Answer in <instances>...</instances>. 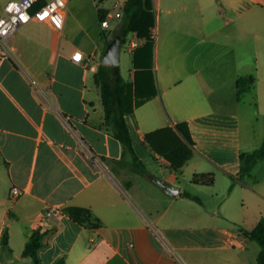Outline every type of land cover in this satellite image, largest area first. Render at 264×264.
<instances>
[{"label":"crops","instance_id":"crops-1","mask_svg":"<svg viewBox=\"0 0 264 264\" xmlns=\"http://www.w3.org/2000/svg\"><path fill=\"white\" fill-rule=\"evenodd\" d=\"M102 1L103 7L68 0L62 30L33 19L0 51V264H35L23 252L38 229L47 233L41 264H260L261 246L241 228L253 230L264 216V193L235 180L241 154L264 141V124L243 132L242 120L249 98L264 117V0H159L153 30L158 94L127 122L137 154L168 183V192L125 166L124 147L105 125L95 74L108 46L101 33L111 39L112 32L100 26L99 9L108 12L111 28L119 16L111 5L123 15L127 0ZM144 43L131 34L125 46L134 58ZM122 75L132 82L135 68ZM182 122L195 152L177 172L152 151L146 135ZM202 173L232 180L237 195L218 204L217 191V202H206L211 186L193 182ZM14 187L23 191L18 198ZM239 194L242 208L254 205L251 212L231 209ZM50 207L62 214L46 218L42 229ZM69 208L90 210L100 225L75 221Z\"/></svg>","mask_w":264,"mask_h":264},{"label":"trees","instance_id":"trees-1","mask_svg":"<svg viewBox=\"0 0 264 264\" xmlns=\"http://www.w3.org/2000/svg\"><path fill=\"white\" fill-rule=\"evenodd\" d=\"M40 3L43 4L44 1L42 0ZM158 5L159 0H127L123 6L122 21L114 31V37L120 35L122 38L121 48L129 42L131 34H136L139 39L145 40L144 45L137 47L134 51V80L128 82L123 77L120 65L113 66L102 63L95 74V81L100 88L104 105L105 125L124 147L123 163L133 173L150 179L168 192L170 188L168 183L155 177L137 154L127 122L129 114L158 94L154 72L155 38L153 36V30L157 23ZM99 14L100 21L108 17V12L102 8L99 9ZM111 41L106 37L107 45ZM242 82L243 80H240L239 85ZM146 140L152 151L164 157L169 162L171 169L177 172L183 169L195 152V142L186 122L179 123L175 127H165L148 133ZM128 156L130 160L126 159ZM262 159H264V141L253 152L241 154V173L235 183L250 175L255 164ZM193 182L204 186H213L216 182V175L214 173L195 174ZM183 195L198 203H203L200 197L189 192H184ZM66 213L81 224L95 227L100 225L99 222H94L92 213L88 209L69 208ZM241 234L260 244L262 251L258 261L260 264H264V216L253 230L241 228ZM46 236L47 233L41 229L34 231L26 244L23 257H31L35 264H41L38 253L46 244ZM2 241L8 245L7 232ZM56 264L66 263L61 259Z\"/></svg>","mask_w":264,"mask_h":264},{"label":"built area","instance_id":"built-area-1","mask_svg":"<svg viewBox=\"0 0 264 264\" xmlns=\"http://www.w3.org/2000/svg\"><path fill=\"white\" fill-rule=\"evenodd\" d=\"M41 0H11L0 13V51L7 52V45L10 39L19 31L20 28L30 23L33 19L46 23L55 30H62L65 26L68 0H46L43 4ZM47 13V15H45ZM108 17L101 21V27H110ZM23 191L14 187L12 195L18 198ZM62 212L56 207H50L41 221V228L45 229L46 218L53 215H61ZM231 246L235 241L231 240Z\"/></svg>","mask_w":264,"mask_h":264},{"label":"rangeland","instance_id":"rangeland-1","mask_svg":"<svg viewBox=\"0 0 264 264\" xmlns=\"http://www.w3.org/2000/svg\"><path fill=\"white\" fill-rule=\"evenodd\" d=\"M11 1V0H0V13L2 12V10L4 9V7L6 6V4ZM75 1V0H73ZM97 4H99V6H104V1L102 0H95ZM110 3V0L109 2ZM101 7V8H102ZM111 8L114 10V13L117 14L118 13V17L115 16V18H113L111 20V28L107 29V33H111L112 34H109V36H111V40H113L115 37H114V31L115 29L118 27V25L120 24V22L122 21V18H123V15L121 14V8L120 7H116L115 6H112L111 5ZM99 24L101 26V22L99 21ZM103 32L101 33V36L103 38H105L106 40V37L102 35ZM108 35V34H107ZM120 67L122 69V72L124 74L125 77H129L131 72L133 71L134 69V65H133V53L129 50V47L127 46H123L121 48V52H120ZM252 98H249V101L247 102V109L245 111V114H243V132L249 130V129H253L255 131H258L261 126L264 124V117L259 114V113H256L255 112V107L254 105L250 108L251 104H252ZM248 105H249V108H248ZM248 135H250V133H248ZM261 146L260 145H256L254 148H253V145L250 147V148H253V149H250L251 151H254L255 149L259 148ZM157 165V164H156ZM156 171L158 172V169H156ZM155 171V172H156ZM220 175H222L220 173ZM217 177V176H216ZM179 178H180V181L182 183H186L184 180V176L183 175H179ZM225 179V178H224ZM243 180L250 184L251 186H253L255 189L259 190L260 192L264 193V159L260 160L259 162H257L255 164V166L253 167L252 171H251V174L250 175H247L243 178ZM231 182V183H230ZM230 182H226L223 180V178L221 179V176H219L217 178V181H216V184H214L213 186H211V188H208V189H211V190H208L207 194L205 197H203L202 195V198L210 203L212 202V204L216 203L217 201L216 200H213V194L214 193H217V191L219 193H221L220 196H222L218 202V204L222 203L225 201L226 197H235L234 195H237V192L234 194L233 191H232V185H234V182L232 180H230ZM240 191H245V190H240ZM241 196L239 194V199H238V205L239 207H241V209L239 207H232L231 209L235 212H239L241 213L242 212V209H244V211H246V209H248V212H251L253 209H254V205L250 204L248 201L246 203V207L245 208H242V205H243V202L241 201ZM202 199V200H203ZM200 204H203V203H200ZM257 206V205H256ZM254 242L256 243V245H260L257 241L254 240ZM199 261V260H197ZM200 262V261H199ZM206 263V261L204 262Z\"/></svg>","mask_w":264,"mask_h":264},{"label":"water","instance_id":"water-1","mask_svg":"<svg viewBox=\"0 0 264 264\" xmlns=\"http://www.w3.org/2000/svg\"><path fill=\"white\" fill-rule=\"evenodd\" d=\"M122 38L117 35L107 46V49L103 55V64L106 65H119L120 64V52H121ZM171 194L175 195L178 190L171 189Z\"/></svg>","mask_w":264,"mask_h":264},{"label":"snow or ice","instance_id":"snow-or-ice-1","mask_svg":"<svg viewBox=\"0 0 264 264\" xmlns=\"http://www.w3.org/2000/svg\"><path fill=\"white\" fill-rule=\"evenodd\" d=\"M45 15H47V13H45ZM76 60L80 59V56L77 54V56L75 57Z\"/></svg>","mask_w":264,"mask_h":264}]
</instances>
